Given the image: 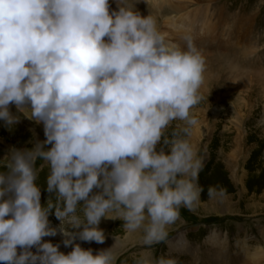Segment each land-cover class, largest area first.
<instances>
[{"label":"clouds","instance_id":"obj_1","mask_svg":"<svg viewBox=\"0 0 264 264\" xmlns=\"http://www.w3.org/2000/svg\"><path fill=\"white\" fill-rule=\"evenodd\" d=\"M117 4L0 0V121H20L14 104L46 137L0 160V264H117L120 236L95 254L75 243H105L102 218L121 220L125 239L142 232L132 264H181L189 249L157 255L153 246L168 240L182 208L201 203L204 159L190 137L206 59L133 0ZM45 168L46 205L37 184ZM58 232L71 252L44 241Z\"/></svg>","mask_w":264,"mask_h":264},{"label":"rangeland","instance_id":"obj_2","mask_svg":"<svg viewBox=\"0 0 264 264\" xmlns=\"http://www.w3.org/2000/svg\"><path fill=\"white\" fill-rule=\"evenodd\" d=\"M163 1L133 0L135 10L145 17L149 14L156 17L158 27L170 30L168 34L173 40L177 39L173 35L181 36L186 30H181L176 20L187 13L194 16L210 5L207 0H166L168 5L161 9L159 5ZM181 2H190L189 10L173 12L169 7ZM213 5L218 12H224V19L218 22V29L205 37L209 56H205V83L201 89L204 99L191 112L198 123L192 128L190 139L204 159L199 173V184L203 187L201 203L193 210L182 208L181 219L169 228L168 240L154 245L153 249L157 255L172 253L170 243L184 234L190 247L180 258L181 264H264V0H218ZM110 7L118 10L117 3L113 6L110 3ZM10 109L21 118L11 127L0 121V160L12 148L30 149L37 141L46 139L42 123L18 113L14 104ZM177 123L180 122H173L169 133ZM196 132H200L199 137L194 136ZM3 163L0 161V170ZM47 173L45 168L37 180L44 205L50 195L46 191ZM210 187L217 190L212 197ZM49 221L51 227L59 229L61 221L55 217L54 210ZM122 224L118 219L102 218L99 228L104 230L105 243L78 238L75 243L93 249L95 254L113 246L114 236H120L122 247L117 264H132L133 254L143 248L142 232L125 239ZM69 231L79 230L69 228ZM213 234L220 242L209 241ZM43 239L49 241V237ZM64 239L59 234L51 242L60 244L59 250L67 254L72 247H65ZM220 245L226 246L220 249ZM212 248L224 250L226 257L208 255Z\"/></svg>","mask_w":264,"mask_h":264},{"label":"bare ground","instance_id":"obj_3","mask_svg":"<svg viewBox=\"0 0 264 264\" xmlns=\"http://www.w3.org/2000/svg\"><path fill=\"white\" fill-rule=\"evenodd\" d=\"M165 1L160 3L159 6L161 7V9H163L164 7H166L168 5V4L165 5V3H166ZM204 1H206V0H204ZM207 1H209L207 3L210 4V5H208L207 7L203 8L204 10L202 12H198V13L195 12L194 16H190V15L188 16L187 15L188 13H187V14L182 15L179 19L177 18L178 20H176L175 23H177L179 25V28L181 30L182 29H184V30L186 29V30H185V33L181 34V36L173 35V37L177 38V39H174V41L177 42V43H180L181 45L185 44V37H190L192 39L193 43L196 45V47L202 52V54L203 55L206 54V55H204V57L205 56H209V55H207V53L205 51V46H204V44H206L205 42H207V40H208V38L205 39V37H207L206 35L209 36V34L212 32V30L215 31L217 26H218V22L220 21V19L221 20L224 19L223 18V13L224 12L223 13L221 11L218 12L217 9L213 8V6H214L213 2H217L218 0H207ZM109 2L112 3V6H113V5H115V3H117V0H109ZM190 6H191L190 2H186V3L185 2H181V3H178V4H173L171 6L169 5V7L172 9L173 12H185L186 10H189ZM111 9L113 10L114 7L113 8L110 7V10ZM192 13H193V11H192ZM199 13H202V14H199ZM167 24H170V21ZM171 24H172V21H171ZM220 24H222V23H220ZM187 29L189 30L188 33H186ZM164 31L167 32V33L170 32V30L168 31L166 29ZM169 37H171V36L169 35ZM171 39H172V37H171ZM199 133L200 132H196L194 134V136L197 137L199 135ZM58 235H59V233L56 236H50L49 237V241H55L57 239ZM209 241L212 244H215V243L220 242V239H219V237L216 234H213L210 237ZM185 244L189 245V247H190V243H189L188 237L186 235L182 234L177 239H174L170 243V247L172 248V253L175 254L176 250L178 248H180L182 245H185ZM207 244H208L209 247H213L210 243H207ZM225 246L226 245H220L219 248L223 249V248H225ZM243 246L245 247L246 245H243ZM197 250H198V248H197ZM32 251L35 252L36 248L33 247ZM188 251H189V249H188ZM224 253H225L224 250L218 251L217 249H213L212 248V249L209 250L208 255H212L214 258H217V257L220 258V256L221 257H226L224 255ZM183 255H181L180 258Z\"/></svg>","mask_w":264,"mask_h":264}]
</instances>
